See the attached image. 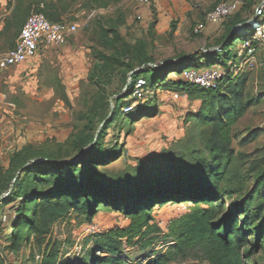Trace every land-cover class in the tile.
<instances>
[{
  "label": "trees",
  "instance_id": "16d2710c",
  "mask_svg": "<svg viewBox=\"0 0 264 264\" xmlns=\"http://www.w3.org/2000/svg\"><path fill=\"white\" fill-rule=\"evenodd\" d=\"M221 1L226 0H218L211 10ZM261 1L246 0L235 15L221 24L225 32L213 42L206 40V50H219L182 52L162 63L149 55L145 41L130 45L117 32L107 31L106 36L112 34L116 57L104 56L105 67L122 66L127 74L137 68L141 72L132 75L128 89L110 114L94 109L88 116L87 133L75 141L77 152L72 158L46 156L35 152L32 145H24L9 155L3 174L11 191L0 204L21 200L14 207L15 218L10 223L12 248L33 244L38 248L39 264H67L60 260V244L51 237L53 226L72 214L92 222L102 210H110L123 214L129 224L97 238L91 253L106 255L103 259L94 256L99 263L123 264L117 256L124 246L146 250L158 241L169 246L164 252L154 251L149 264H170L188 258L196 250L204 252L208 264L250 261L253 252L242 251L250 246L248 237L254 235L264 246V146L251 154L237 151L236 147L258 139L257 129L239 128L241 120L260 106L262 99L250 89L252 69L244 68L236 76L230 69L240 60L233 41L242 33L246 34L242 41L250 38L258 20L248 21ZM59 2L9 0V8L13 9L4 32H15L16 39L34 11L43 13L51 22L65 23L67 9L60 8ZM34 6L37 8L33 10ZM214 64L228 72L215 89L191 85L180 78L189 67ZM142 77L152 97L139 103L133 112L125 113V107L136 103L131 95L135 82ZM162 89L182 91L191 101L200 102L198 110L185 118L186 136L160 154L114 172L110 166L124 156V149L118 142L105 145L107 131L121 116L130 123L155 118L160 112L158 92ZM181 203L191 204L189 212L172 221L164 232L155 219V209Z\"/></svg>",
  "mask_w": 264,
  "mask_h": 264
},
{
  "label": "rangeland",
  "instance_id": "374dc122",
  "mask_svg": "<svg viewBox=\"0 0 264 264\" xmlns=\"http://www.w3.org/2000/svg\"><path fill=\"white\" fill-rule=\"evenodd\" d=\"M187 1L173 0L171 10L161 14L155 7L149 13L141 0H60L59 7L67 9L63 21L76 24L78 32L65 45L42 48L34 59L25 64L0 69V201L11 191V185L7 188L8 179L3 173L13 151L24 145H32L35 152L46 156L61 160L72 158L77 152L74 149L75 141L87 133L88 116L94 109L110 114L124 96L131 83L132 72L127 74L122 66L105 67L102 60L104 56L116 57L112 34L106 36L107 31L117 32L130 45L145 41L149 55L159 63L174 58L178 53L194 50L181 36L169 39V30L182 25V35L189 29L194 38L198 37L194 29L206 23V14L218 0ZM188 3L192 7L201 6L199 12L194 10L183 15V8ZM36 8L34 6L33 10ZM12 9L9 8V0H0V59L14 48L19 38L14 39L15 32H4L5 21ZM254 9L251 16L254 15ZM139 14H142V20H138ZM224 32V25H221L218 34ZM160 34L166 37L161 39ZM245 37L246 34L242 33L234 39L236 49ZM188 69L195 70L197 67ZM180 70L181 67L177 73ZM175 93L180 94L178 100L173 99ZM158 104L160 112L155 118L130 123L121 116L109 128L105 145L118 142L124 149V156L110 166L111 170L117 172L134 167L139 161L156 156L183 139L188 130L186 116L197 111L200 106L199 101H191L187 94L172 89L158 92ZM135 105L140 107L139 103ZM259 115L253 108L241 122L239 131L257 129L259 134L256 141L245 147L237 146V151L251 154L264 146V123ZM101 128L102 125L99 130ZM234 144L236 146L237 142ZM20 202L0 204V264L40 263L38 248H34L33 244L24 243L17 249L11 246L13 228L10 223L15 218L14 207ZM190 207L188 203L168 204L156 208L154 216L162 230L167 232L171 222L189 212ZM128 224L123 214L110 210H102L88 223L72 214L53 226L51 237L60 244L62 262L102 264L94 256L103 259L106 255L91 253L92 249L95 250L97 238ZM248 240L250 246L243 247L242 251L250 249L253 255L246 264H264V246L254 235H250ZM168 246L162 241L146 250L140 246H124L117 257L122 259L123 264H149L154 251L164 252ZM170 264L208 262L204 252L196 250L188 258Z\"/></svg>",
  "mask_w": 264,
  "mask_h": 264
},
{
  "label": "built area",
  "instance_id": "2783aa9c",
  "mask_svg": "<svg viewBox=\"0 0 264 264\" xmlns=\"http://www.w3.org/2000/svg\"><path fill=\"white\" fill-rule=\"evenodd\" d=\"M164 0H141L143 7L155 6ZM246 0H226L218 3L213 10L206 14V22L213 25H221L226 19L235 15L244 5ZM255 17L259 23L254 27V31L249 39L241 42L240 60L231 66L230 72L235 76L244 68H253L254 46L253 44L264 42V1L255 9ZM138 20H142V14L138 15ZM203 25L194 29L195 34H199ZM78 32L76 24L54 23L38 11H34L27 18L19 38L9 52L0 59V69L5 70L25 64L34 59L40 50L49 45H65L68 39ZM228 74L227 69L221 65L204 69H185L180 74L181 80L204 89H215L220 81ZM176 76L175 74L172 75ZM152 91L148 89L145 78H139L133 87L131 98L136 103L124 108L125 113L133 112L135 104L145 103L152 97ZM179 93L173 94V99L178 100Z\"/></svg>",
  "mask_w": 264,
  "mask_h": 264
},
{
  "label": "crops",
  "instance_id": "0c3cea01",
  "mask_svg": "<svg viewBox=\"0 0 264 264\" xmlns=\"http://www.w3.org/2000/svg\"><path fill=\"white\" fill-rule=\"evenodd\" d=\"M190 1H192V0H188L187 2H190ZM263 1L264 0H262L261 3ZM171 4H173V0H164L160 4H157L155 6L147 7L148 8L147 10L150 13V11H152V7H155L162 14V13H165L166 11H168V10H171V8H170ZM200 8H201V6L199 7V5L195 6V7H192V5L188 3V4H186V6H184L182 14L183 15L189 14V13L194 12V10H196L195 12H199ZM255 9H254V15L251 16V18L248 21V23L252 22L254 20H257L256 17H255ZM220 26L221 25H213V24H209V23L206 22L203 25V29L199 33V36L194 38L192 36L191 32L189 31V29H187L185 31V33H183V35H182L181 34L182 25L181 26L179 25L178 28L172 33V35H171V29H170L169 30L170 33L167 36H168L169 39L170 38H177L178 36H181L185 43H188L190 46L194 47L193 51H199V50L205 51V52L215 51V50H219V48L218 47H211L208 50H206V45H207L206 40L209 39V42H213L216 38H218L220 36L218 34V30H219ZM160 35H161V37H159V38H161V39H164L166 37L164 34H160ZM253 46H254V49H255V52H254L255 66L253 68H251L253 71H252V74H251V77H250V79H251L250 80V89H251L252 93H254L255 95L260 96L261 99H262L261 105L256 107V110L260 113L259 116L262 119V123H264V42H261V43H256L255 42L253 44ZM241 47H242V45L240 43V45L238 46V48L236 50L238 52V55H240ZM193 51H190V52H193ZM190 52H185V53H190ZM204 62H205L204 60L201 61V63H204ZM217 65L218 64H214L211 67H214V66H217ZM204 68H209V67L206 66V65H202L200 68L197 67V69H204ZM252 110H253V108L241 120V122L243 120H245V118L250 114V112H252ZM241 122H240V124H241Z\"/></svg>",
  "mask_w": 264,
  "mask_h": 264
},
{
  "label": "water",
  "instance_id": "95a60500",
  "mask_svg": "<svg viewBox=\"0 0 264 264\" xmlns=\"http://www.w3.org/2000/svg\"><path fill=\"white\" fill-rule=\"evenodd\" d=\"M140 72H141V70H139V69L133 71V72L131 73V77H132L133 74H135V73H140ZM131 77H130V81H131ZM72 161H73V160H72ZM67 162H69V161H62V163H67ZM20 173H21V172H20ZM20 173H19V174H20ZM19 174H18V175H19Z\"/></svg>",
  "mask_w": 264,
  "mask_h": 264
}]
</instances>
